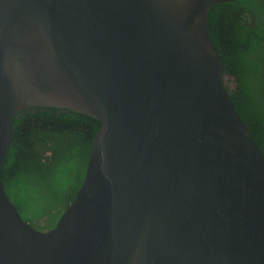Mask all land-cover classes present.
<instances>
[{
  "label": "water",
  "instance_id": "95a60500",
  "mask_svg": "<svg viewBox=\"0 0 264 264\" xmlns=\"http://www.w3.org/2000/svg\"><path fill=\"white\" fill-rule=\"evenodd\" d=\"M230 1L0 0V264H264V155L207 27ZM39 106L102 123L49 230L2 182Z\"/></svg>",
  "mask_w": 264,
  "mask_h": 264
},
{
  "label": "trees",
  "instance_id": "16d2710c",
  "mask_svg": "<svg viewBox=\"0 0 264 264\" xmlns=\"http://www.w3.org/2000/svg\"><path fill=\"white\" fill-rule=\"evenodd\" d=\"M223 59L226 89L264 155V0L217 3L207 22ZM102 123L58 107H32L13 119L2 182L22 218L49 230L74 201Z\"/></svg>",
  "mask_w": 264,
  "mask_h": 264
},
{
  "label": "rangeland",
  "instance_id": "374dc122",
  "mask_svg": "<svg viewBox=\"0 0 264 264\" xmlns=\"http://www.w3.org/2000/svg\"><path fill=\"white\" fill-rule=\"evenodd\" d=\"M233 78H234L233 76H231V77H230V76H227V77H225V81H226V80L233 79Z\"/></svg>",
  "mask_w": 264,
  "mask_h": 264
}]
</instances>
